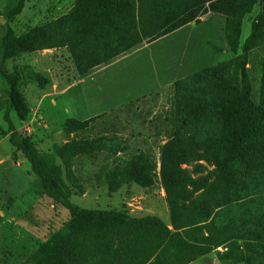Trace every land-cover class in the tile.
I'll list each match as a JSON object with an SVG mask.
<instances>
[{"label": "trees", "instance_id": "16d2710c", "mask_svg": "<svg viewBox=\"0 0 264 264\" xmlns=\"http://www.w3.org/2000/svg\"><path fill=\"white\" fill-rule=\"evenodd\" d=\"M22 3L9 0L6 19H14ZM255 4L261 13L239 53L243 17ZM208 11L225 16V39L234 56L174 82L166 116L172 130L159 158L140 148L114 158L102 171L113 192L160 180L170 223L157 215L74 203L70 158L108 149L107 139L74 140L55 155L40 152L11 113L26 122L31 107L24 83L43 87L47 79L21 66L9 70V59L66 47L77 73L85 76L147 40L199 23ZM263 40L264 0H77L68 13L21 36L0 24V91L6 96L0 112L8 123L2 133L16 148L13 158L28 161L45 193L70 212L24 264H189L213 251L221 264H264V106L254 102L248 67L250 51ZM80 125L67 121L71 131ZM205 163L214 168L199 175L207 170Z\"/></svg>", "mask_w": 264, "mask_h": 264}, {"label": "rangeland", "instance_id": "374dc122", "mask_svg": "<svg viewBox=\"0 0 264 264\" xmlns=\"http://www.w3.org/2000/svg\"><path fill=\"white\" fill-rule=\"evenodd\" d=\"M8 1L0 0V24H9L21 36L68 13L77 0H23L14 19H6ZM209 13L203 14L199 23L147 40L85 76L77 73L66 47L9 59V70L21 66L47 79L43 87L24 83L31 107L26 122L11 113L18 130L31 136L40 152L55 155L58 147L74 140L107 139L108 149L70 158L73 181L68 182L74 203L131 216L157 215L170 223L166 192L160 180L152 187L130 183L113 192L102 171L114 158L127 157L140 148L153 151L159 158L160 148L172 130L166 116L174 82L234 56L225 39V16ZM260 13V4H255L244 15L239 53ZM249 56L252 96L255 104L264 106V40ZM0 104L6 105L2 89ZM3 114L4 110L0 112V264H24L52 232L69 220L70 212L45 193L28 161L13 158L16 148L10 135L2 133V128L8 127ZM70 119L82 125L71 131L67 126ZM205 164L207 170L199 175L214 168Z\"/></svg>", "mask_w": 264, "mask_h": 264}, {"label": "crops", "instance_id": "0c3cea01", "mask_svg": "<svg viewBox=\"0 0 264 264\" xmlns=\"http://www.w3.org/2000/svg\"><path fill=\"white\" fill-rule=\"evenodd\" d=\"M209 14H211V16H212L213 13L210 12ZM220 251H224V250H220ZM189 264H221V261L217 255V252L213 251L207 255H204V256L198 258L195 261H192ZM235 264H245V263L244 262H238Z\"/></svg>", "mask_w": 264, "mask_h": 264}]
</instances>
